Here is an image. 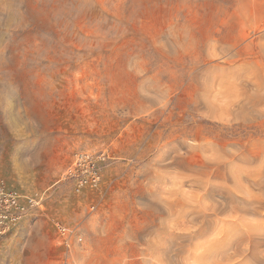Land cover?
I'll list each match as a JSON object with an SVG mask.
<instances>
[{"label":"rangeland","instance_id":"obj_1","mask_svg":"<svg viewBox=\"0 0 264 264\" xmlns=\"http://www.w3.org/2000/svg\"><path fill=\"white\" fill-rule=\"evenodd\" d=\"M262 156L264 0H0V178L41 198L0 264H264L227 193Z\"/></svg>","mask_w":264,"mask_h":264},{"label":"built area","instance_id":"obj_2","mask_svg":"<svg viewBox=\"0 0 264 264\" xmlns=\"http://www.w3.org/2000/svg\"><path fill=\"white\" fill-rule=\"evenodd\" d=\"M106 155L101 152L78 151L67 166L64 176L72 183L74 192L97 187L102 179V165ZM41 203L36 195L21 193L8 187L0 178V240L14 229L26 213ZM56 230L63 237L71 233V228L62 223H56ZM66 240V239H65Z\"/></svg>","mask_w":264,"mask_h":264},{"label":"bare ground","instance_id":"obj_3","mask_svg":"<svg viewBox=\"0 0 264 264\" xmlns=\"http://www.w3.org/2000/svg\"><path fill=\"white\" fill-rule=\"evenodd\" d=\"M216 160V159H215ZM260 164H259V168L257 167V169L254 170H250V169H246L243 166L240 167L238 169L235 170H239V172H237V174L235 175V171L234 173L232 171H229L232 173L233 177H230L231 179H233V188L235 189V191H229L228 190V195L229 197L233 196L236 197V205L233 207V209H231V211H235V210H239V212L243 213L244 215H248L251 214L252 216H258L261 218L260 219H256L259 220V223H257L256 225H253L254 227L252 229L251 226L248 223H244V224H248L246 228L247 231V239L248 241H251L252 247H254V243L256 244L259 243L258 245H262V242H264V156H262L260 159ZM218 162V161H217ZM214 162H212L213 164ZM232 168V166H231ZM232 170V169H231ZM220 172V171H219ZM230 174V173H229ZM223 175V174H222ZM230 176V175H229ZM231 188V187H230ZM233 189V190H234ZM220 190V188H219ZM221 191V190H220ZM225 192V193H226ZM218 194L215 197H219L220 199L224 196L222 193L224 192H217ZM226 193V194H227ZM200 196V195H199ZM226 199V198H225ZM231 199V198H230ZM229 200H227L228 202ZM232 201V200H231ZM229 201L228 204L231 202ZM223 202V201H222ZM224 203V202H223ZM222 203V204H223ZM218 204V205H217ZM227 204V205H228ZM221 207V208H220ZM225 208V206H224ZM236 208V209H234ZM220 209L223 210V205H221V202H216V203H211V205H209V207H206L205 210L203 211V213L201 214V217L203 219L210 217V216H216L217 212L220 211ZM230 209V208H229ZM228 210V209H226ZM237 212V211H236ZM238 215V214H237ZM250 216V215H249ZM236 217V216H235ZM255 217V218H256ZM257 217V218H258ZM211 218V217H210ZM234 218V216H233ZM242 218V216L240 217ZM239 219L236 218L234 222H236V220ZM244 219V218H243ZM243 219H241L239 221L241 222H245ZM224 220V219H223ZM233 220V219H232ZM230 221V220H228ZM201 222V221H200ZM232 222V221H230ZM257 222V221H255ZM224 223V221H223ZM254 223V222H253ZM201 224V223H200ZM225 224V223H224ZM243 224V223H242ZM255 224V223H254ZM230 225V224H229ZM223 226V225H221ZM220 226V227H221ZM232 226V223H231ZM235 226V225H234ZM245 227V226H244ZM249 228V229H248ZM220 229V228H219ZM223 228H221L222 230ZM229 229V228H228ZM220 230V231H221ZM225 231V230H223ZM240 231V230H239ZM226 232V231H225ZM253 232V233H250ZM224 237V236H223ZM247 241V240H246ZM217 243V242H216ZM220 243V242H219ZM218 245V244H217ZM259 247V246H257ZM256 248V247H255ZM211 251V249H210ZM210 251L208 253H210ZM207 253V252H206ZM213 253V252H212ZM211 254V253H210ZM210 256V255H209ZM264 260V259H263ZM218 261V260H217ZM210 262V261H209ZM212 262V261H211ZM214 262V261H213ZM213 264H216V262H214ZM220 264H224V263H220Z\"/></svg>","mask_w":264,"mask_h":264}]
</instances>
